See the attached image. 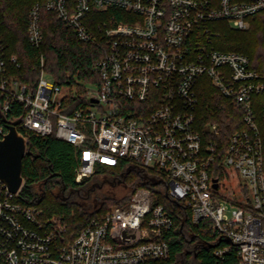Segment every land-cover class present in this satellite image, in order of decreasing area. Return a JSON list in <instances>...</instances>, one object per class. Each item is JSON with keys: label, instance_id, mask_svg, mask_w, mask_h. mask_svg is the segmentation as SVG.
<instances>
[{"label": "built area", "instance_id": "1", "mask_svg": "<svg viewBox=\"0 0 264 264\" xmlns=\"http://www.w3.org/2000/svg\"><path fill=\"white\" fill-rule=\"evenodd\" d=\"M41 8L101 48L91 66L96 78L69 86L46 79L42 69L31 90L6 74L0 46V112L20 103L19 125L26 133L70 143L77 183L98 166L125 160L155 168L168 178V194L189 209L193 225L207 221L213 233L229 239L215 248L218 257L232 250L236 264H264V140L252 107V97L264 94V66L257 69L248 55L218 48L221 30L214 25L224 21L247 30L264 0H44L28 15L27 39L34 47L42 41ZM109 9L126 19L111 12L88 20L93 11ZM9 62L19 65L16 55ZM201 76L242 109L245 127L230 135L221 159L240 177L242 201L220 195L216 144L203 146L194 130ZM210 129L217 134L216 124ZM7 131L0 123V140ZM22 185L11 193L0 180V264H155L170 257L172 218L153 204L147 187H137L126 204L109 206L71 235L56 215L44 216L19 200Z\"/></svg>", "mask_w": 264, "mask_h": 264}, {"label": "trees", "instance_id": "2", "mask_svg": "<svg viewBox=\"0 0 264 264\" xmlns=\"http://www.w3.org/2000/svg\"><path fill=\"white\" fill-rule=\"evenodd\" d=\"M42 1L0 0V46L7 60L6 74L31 90L42 69L56 83L69 86L75 79L96 78L91 66L102 55L101 48L80 40L54 12L40 9L41 44L34 47L28 42L29 11L33 4ZM111 12L117 13L118 19H126L120 11L109 9L93 11L88 20H103ZM249 20L247 30H234L224 21L214 23L221 30L216 46L248 55L252 66L259 69L264 66V10L253 14ZM11 55H16L19 65L9 62ZM196 92L194 130L200 135L203 146L216 144L213 166L221 177V159L229 137L245 127L242 109L214 87L206 76L199 78ZM252 107L264 140V94L252 97ZM22 114L20 103L13 104L6 114L0 112L3 129L7 130V124ZM211 124H216L217 134L210 129ZM17 129L27 136L26 149L30 152L22 159L23 185L19 200L36 205L44 216L56 215L71 235L78 233L91 218L100 217L109 206L126 204L133 191L144 186L150 189L153 204L163 205L172 218V227L166 236L170 257L155 264H236L232 250L222 258L214 253L216 247L227 244V239L213 233L207 221L193 225L189 209L168 194L167 177L155 168L140 167L125 160L116 167L98 166L93 175L77 183L74 180L76 152L70 143L54 135L26 133L19 124ZM103 176L110 179L108 191H102L101 182H94L102 180ZM114 186L121 187L122 191L117 194Z\"/></svg>", "mask_w": 264, "mask_h": 264}, {"label": "water", "instance_id": "3", "mask_svg": "<svg viewBox=\"0 0 264 264\" xmlns=\"http://www.w3.org/2000/svg\"><path fill=\"white\" fill-rule=\"evenodd\" d=\"M20 120L21 117L11 120L7 124L8 131L0 140V180L11 193L16 192L23 182L22 159L25 154L30 153L26 149V137L17 129ZM212 180L213 187L216 188V178L213 177Z\"/></svg>", "mask_w": 264, "mask_h": 264}, {"label": "rangeland", "instance_id": "4", "mask_svg": "<svg viewBox=\"0 0 264 264\" xmlns=\"http://www.w3.org/2000/svg\"><path fill=\"white\" fill-rule=\"evenodd\" d=\"M232 29H234V27L231 25ZM236 30V29H234ZM44 77L46 79H51L52 77L46 72ZM221 179H222V189L220 191V195L228 198L230 200H232L233 202H238V201H242L243 196L246 194V190L244 188V185L242 184V181L240 179V177H238L237 175H235L232 171L221 167ZM168 181V178H167ZM94 182H101L103 184V190H105L106 188L109 189L110 185L106 182H103L102 180H96ZM113 187V186H112ZM114 190L117 191V194L120 193V191H122L121 187L119 186H114Z\"/></svg>", "mask_w": 264, "mask_h": 264}, {"label": "flooded vegetation", "instance_id": "5", "mask_svg": "<svg viewBox=\"0 0 264 264\" xmlns=\"http://www.w3.org/2000/svg\"><path fill=\"white\" fill-rule=\"evenodd\" d=\"M109 180H110V179H109V177H107V176H103V177H102V181H103V182H105V183L107 182L109 185H111V183L109 182ZM102 184H104V183H102ZM101 189H102V191H103V185H102ZM105 190L108 191L107 188H106Z\"/></svg>", "mask_w": 264, "mask_h": 264}]
</instances>
